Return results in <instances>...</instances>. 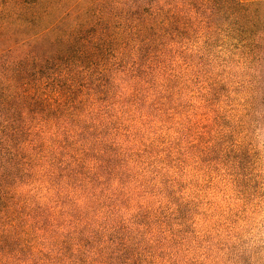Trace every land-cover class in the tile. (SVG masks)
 I'll return each instance as SVG.
<instances>
[{"label": "trees", "instance_id": "16d2710c", "mask_svg": "<svg viewBox=\"0 0 264 264\" xmlns=\"http://www.w3.org/2000/svg\"><path fill=\"white\" fill-rule=\"evenodd\" d=\"M263 113L264 0H0V264H240Z\"/></svg>", "mask_w": 264, "mask_h": 264}, {"label": "rangeland", "instance_id": "374dc122", "mask_svg": "<svg viewBox=\"0 0 264 264\" xmlns=\"http://www.w3.org/2000/svg\"><path fill=\"white\" fill-rule=\"evenodd\" d=\"M262 122L260 128L254 129L250 133L245 142L251 144V150L248 155L244 156V162L247 164V172H252L257 175L256 192L254 196H249L246 207L243 210H237L239 215L237 219L234 215L231 216L232 220H236L233 233L238 237L236 238V255L237 261L240 264H264V113L261 116ZM160 134L171 136L177 140L179 135L176 133L174 127L167 125L162 128ZM237 136H235L236 140ZM191 174L196 171L189 169ZM202 196L223 199L221 193L211 192V190L203 189ZM237 198L235 197L234 203ZM245 202V201H244ZM196 225V229H197Z\"/></svg>", "mask_w": 264, "mask_h": 264}]
</instances>
